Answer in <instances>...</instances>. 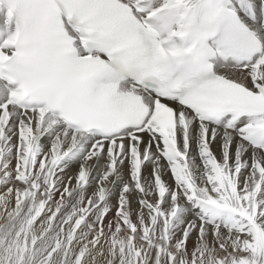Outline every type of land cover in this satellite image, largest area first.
I'll use <instances>...</instances> for the list:
<instances>
[{
	"label": "snow or ice",
	"instance_id": "snow-or-ice-1",
	"mask_svg": "<svg viewBox=\"0 0 264 264\" xmlns=\"http://www.w3.org/2000/svg\"><path fill=\"white\" fill-rule=\"evenodd\" d=\"M0 264H264V0H0Z\"/></svg>",
	"mask_w": 264,
	"mask_h": 264
}]
</instances>
